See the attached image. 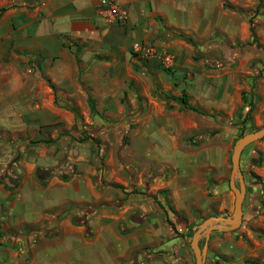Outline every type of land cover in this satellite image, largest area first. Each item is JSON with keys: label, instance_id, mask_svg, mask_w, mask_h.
Returning <instances> with one entry per match:
<instances>
[{"label": "crops", "instance_id": "1", "mask_svg": "<svg viewBox=\"0 0 264 264\" xmlns=\"http://www.w3.org/2000/svg\"><path fill=\"white\" fill-rule=\"evenodd\" d=\"M99 1L41 0L35 8L8 9L4 19L11 35L6 41L15 43V48L39 55L41 60H55L59 76L67 74L72 78L74 71L77 74L80 70V83L74 84L76 91L89 88L95 100L106 103L111 65L109 45L146 38L150 34L146 30L149 22L155 30L163 27L187 34L194 42L214 34L223 36L230 45L244 43L249 38L248 24L241 13L250 8L252 0H115L127 14L124 23L119 25L108 23L110 19L98 13ZM113 32L116 37L111 35ZM124 33H127L126 39ZM258 36L264 44V29L258 31ZM213 43L222 45L219 37ZM71 44L79 47L75 57L65 48ZM223 45L230 56L235 53V48ZM191 50L183 40L171 41L168 54L176 68L182 61L185 65L191 64ZM95 59L106 62H93ZM66 61L68 67L61 71L60 64ZM47 74L56 75L54 71ZM224 74L216 75L211 90L202 84L197 88L192 102L195 107L227 115L236 110L238 87L222 83ZM157 76L152 79V88L156 81L165 90L170 89L172 80L160 73ZM52 81L57 92L74 100L72 83L62 84L55 76ZM256 92L264 111V79ZM54 100L59 102L44 83L13 82L0 89V104L5 108L0 113V128L8 131L13 142L1 151L0 165L11 163L0 177L15 181L14 186H8L4 184L5 179L0 180V264H171L167 250L172 246L165 241L172 228L160 224L161 201L148 194L161 191L171 201L173 213L214 209L208 211L213 214L231 208L233 197L222 191L223 181L229 175L230 145L229 140L218 142V123H209L200 129L184 110L152 99V117L145 123L140 122L134 131L129 165L124 166L111 156L90 155L91 136L95 134L91 132L83 134L82 142H73L69 162L62 168L58 143L32 146L25 139L37 135L40 128L61 121L62 112ZM252 117L256 123L262 122L255 113ZM64 119L71 120L67 114ZM191 135L197 139L196 146H178V140ZM98 136L107 141L106 134L99 132ZM146 140L145 146L140 145ZM16 155L19 158L12 161ZM135 155L148 157L147 167L136 172V180L133 171L126 174V169L134 165ZM151 164L152 180L145 190L147 184L142 182L144 187L140 188L139 177ZM36 169L48 171L44 185L36 182ZM239 169L255 176H250L244 186L240 224V235L254 246L248 248L246 244L243 251L228 252L236 260L261 257L264 264V138L249 145L247 151H241ZM60 175L66 179H60ZM126 193H129L126 198L119 199ZM86 205L97 207L85 216L82 224H72L70 215L53 221L65 207L81 209ZM167 215L172 216L170 212ZM182 224L178 222V227H183Z\"/></svg>", "mask_w": 264, "mask_h": 264}, {"label": "rangeland", "instance_id": "2", "mask_svg": "<svg viewBox=\"0 0 264 264\" xmlns=\"http://www.w3.org/2000/svg\"><path fill=\"white\" fill-rule=\"evenodd\" d=\"M23 1L24 0H0V8L7 7V10L11 9L12 3H17V8L26 7ZM5 12L0 15V89H2V85L13 82L30 84L34 81L49 86L54 94V99L56 96V99L59 100L58 103L54 100V105L62 112L61 121L54 125L42 127L39 129L37 135L32 137L27 136L25 139H27L28 143L32 146L38 144L48 145L51 142L58 143L61 150L60 165L62 168L69 162V151L74 145L73 142H82L84 139L83 134L91 132L95 134L91 133L93 142L89 149L90 155H101L103 156L102 158L111 156L114 160L117 159L122 165H129L131 163L129 155L132 148V140L135 138L133 136L135 133L134 131L139 126L140 122L145 123L148 121V117H152V99L159 101L163 100L159 97L158 92L172 97L174 100L168 101L167 103L176 105L177 108L180 109L178 100L181 97L180 91H183L187 98V103L195 107L192 102L194 96H197V88L202 84L207 89L211 90L216 83V75L218 73L226 72V74L221 77L222 83H226L228 86L232 85L238 87L239 103L236 110L231 115L224 114L222 111H207L201 107H195L199 113L188 110L184 111L192 117L200 129L206 128L207 124L214 122L209 119V115H215V120L223 122L221 124L214 122V124H219L218 127L220 128L218 142L222 144L229 140L228 172L230 168L229 155L234 141L249 130H255L264 126V111L261 110L262 100L256 92V88H258V85H260L262 79H264V44L260 36H258V31L264 29V2L262 0H252L250 8L241 13L243 14L241 15L242 19H246L248 30V20L252 23L254 35L252 39L249 32V38L244 43L230 45L229 42L224 40L225 38L223 36L218 34L194 42L189 35L183 34L189 37L194 44V46H191L188 43L192 47L191 51L193 53L191 64L189 63V65H185L182 61V63L178 65V68H176L177 66L173 64L174 60L171 59L168 51L171 41L180 39L169 38L167 36L163 37L159 29L155 30L154 27H152V22L146 25V30L150 33L146 38H141L136 42L125 43L119 41L121 43L118 45L110 44L108 49L110 55L108 58H110L111 65L109 69L110 82L108 83L109 92L106 101L108 104L107 107L102 106L106 104L102 99L95 100L92 97L89 88L87 90L84 89L82 92L76 91L74 84L79 82L80 70L77 71V74H75L74 71L72 78H69L67 74L59 76L57 71L58 68L55 67L57 62L55 60L42 59L39 62L41 77H36L35 70L28 64L27 57L23 55V53L28 51L23 48H15V43H8L6 41V37H10L11 34L7 31V24L4 19ZM124 21L125 20L119 21L110 19L108 23L113 22L119 25L123 24ZM160 22L159 19H156V23L160 24ZM152 30L154 31L153 34ZM126 34L124 33V39L127 37ZM111 35L116 37L114 32L111 33ZM216 37L220 38L221 46H217L213 43ZM223 43H226L227 46H232L233 49L235 48V53L232 56H230L228 50L223 47L225 46ZM247 55L250 57L245 60L244 57ZM96 59L93 62H106V60L103 59ZM68 63L69 62L66 61L60 64V68H62L61 71L68 67ZM219 68L221 71H218ZM53 71L57 75L54 76L61 79L62 84H73L75 89L73 101L68 99L67 96H64V93L55 90L52 84V77L54 76L47 74V72L53 73ZM158 73L172 80L170 89L165 90L162 85L156 81L153 82L152 88V79H157ZM82 84L81 82V86ZM88 99L92 101L91 107ZM249 106L251 110H249L247 114L248 123L246 124V119H244L243 114L247 112ZM4 110L5 108L0 104V113ZM254 113L258 116V119L262 121L261 123H256V118L252 117ZM64 114L70 116L71 120L69 122L64 119ZM26 119L27 118H25V120ZM29 126L30 125L27 124L28 128H30ZM7 132V130L0 128V157H2L1 151H5L6 146L13 143L10 142L11 139L9 137H11V135ZM99 132L107 135V141H102V136H98ZM206 133L209 132L206 131ZM205 135L206 134L203 135V138H206ZM41 136L47 139L42 140L40 139ZM51 138H54V140ZM147 142V140L143 141L140 145L145 146ZM177 144L179 147H194L197 145V139L194 135H191L188 138L178 140ZM249 145L243 150L247 151ZM74 156L75 155L72 154V157ZM3 157H5L4 154ZM18 158V155H16L12 158V161ZM133 162L134 165L137 164L135 166H129L128 169H126V174H128L129 171H133V174H135L134 180H136V178H138L136 172H138V170L142 171L147 167L148 157L135 155L133 157ZM10 163L11 162L3 164V166L0 165V175L6 172L5 170L9 168ZM148 168L149 170L139 177L140 188L144 187L142 182L147 184L145 190H148V184L152 180V164ZM240 172L245 186V183L248 182L252 173L246 172V170H240ZM59 177L62 179V177L65 176L60 175ZM64 179H66V177ZM222 191L225 193L228 192L229 195L233 197L228 187V177L223 181ZM132 194H135V192L132 191ZM128 195L129 193H126L119 199H124ZM148 195L153 197L154 200L158 197L161 201V206H165L167 210L172 209V207L170 208L171 201L168 200L161 191L154 195H152V193ZM209 195L210 194L207 196L210 197ZM160 201L155 202L159 204L158 202ZM212 210L214 211V209H208V211ZM231 210L232 206L228 211H216L213 214L207 210H189V213H173L172 210H170L172 216L170 215L171 218H169L167 215L169 211L160 207V224L169 225L172 228L170 237L165 241L166 244L171 243L172 246L168 247L167 250L172 258L171 264H194L189 242L197 226L209 216H216L219 214L229 215ZM178 217H181V220L178 219ZM178 222L181 224L183 223V227H178ZM241 229L240 225L239 228L232 232H212L206 243L207 248L204 264H263V262L261 263V257H247L242 260H236L234 258L235 255L228 252L240 251V249L243 251L246 244L248 248L254 246L251 241L246 240L240 235ZM157 243L164 244V241H157ZM198 244L200 247L203 245V238L198 241ZM156 246L159 245L157 244ZM159 251L160 249H158L156 253ZM157 258H159V256Z\"/></svg>", "mask_w": 264, "mask_h": 264}, {"label": "water", "instance_id": "3", "mask_svg": "<svg viewBox=\"0 0 264 264\" xmlns=\"http://www.w3.org/2000/svg\"><path fill=\"white\" fill-rule=\"evenodd\" d=\"M264 138V126L248 131L239 136L231 147L229 156L230 168L228 175V187L233 194L232 210L228 214L209 216L197 226L191 236L189 247L192 251L194 264H204L206 254V243L209 235L214 231L232 232L241 224L242 211L241 203L244 197L243 177L239 169V157L241 151L249 144ZM203 238V245L200 247L198 241Z\"/></svg>", "mask_w": 264, "mask_h": 264}, {"label": "trees", "instance_id": "4", "mask_svg": "<svg viewBox=\"0 0 264 264\" xmlns=\"http://www.w3.org/2000/svg\"><path fill=\"white\" fill-rule=\"evenodd\" d=\"M40 1L41 0H24L23 3H24V5L26 7H34V6L38 5L40 3ZM17 6H18L17 3H12L11 4L12 8L17 7ZM6 10H7V7L6 8L5 7L0 8V15L3 12H5ZM248 23H249L250 36L253 39L254 38L253 26H252V23L250 22V20H248ZM159 32H160V34L163 37L167 36L169 38L180 39V40H183V41L189 43L191 46H194V44L191 41V39L189 37L184 36L183 34L169 31L168 29L163 28V27H161L159 29ZM65 48L75 57L77 55L79 47L77 45H75V44H71V45H65ZM23 55L27 57L28 64H30L31 67L35 70V76L40 78L41 74H40L39 62L41 61V57L39 55H36V54H33V53H29V52H25V53H23ZM158 95H159V97L161 99H163L166 102L174 100L172 97H170L168 95H165V94H162V93H159ZM88 102H89L90 107H91L92 106L91 99H88ZM178 102H179V105H180V109L199 113L198 110L195 107H193V106H191V105H189L187 103V98H186V96H185V94L183 92H181V97L178 100ZM249 110H251L250 106L247 109V112L243 115L244 119H246V124L248 123L247 114H248ZM208 117H209V119H211L214 122H218L220 124L223 123L220 120H215L214 119L216 117L215 115H209ZM249 131H252V130H249ZM48 176H49L48 171H42L40 169H36L34 171V178H35L36 182L38 184H40V185H44L45 184V180L47 179ZM252 177L255 178V176L253 174H252ZM64 178L65 177H62V179H64ZM143 178H145V177H143ZM3 179H5V183L4 184H6V185H8V186H14L15 185V181L13 179H10L8 177H6V178L0 177V180H3ZM117 188H120V187H117ZM96 207L97 206H94V205H92V206L86 205V206H84V207H82L80 209L79 207L68 206V207L64 208L63 210H61L60 212H58L53 217V221L56 222V221L60 220L61 218H63L64 216L70 215V220H71L72 224L79 225V224H82L84 222L85 216L87 214H90ZM160 207H162V206L160 205ZM170 210L171 209L167 210V208H166V211L170 212ZM74 212H79L80 215H75ZM53 227H54V225H53ZM45 235L47 236L48 233H45Z\"/></svg>", "mask_w": 264, "mask_h": 264}, {"label": "built area", "instance_id": "5", "mask_svg": "<svg viewBox=\"0 0 264 264\" xmlns=\"http://www.w3.org/2000/svg\"><path fill=\"white\" fill-rule=\"evenodd\" d=\"M98 13L105 18L119 21L125 20L127 16L126 11L115 0H100Z\"/></svg>", "mask_w": 264, "mask_h": 264}]
</instances>
